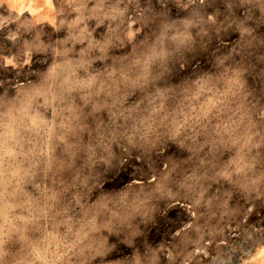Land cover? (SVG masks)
I'll list each match as a JSON object with an SVG mask.
<instances>
[{
  "label": "rangeland",
  "instance_id": "374dc122",
  "mask_svg": "<svg viewBox=\"0 0 264 264\" xmlns=\"http://www.w3.org/2000/svg\"><path fill=\"white\" fill-rule=\"evenodd\" d=\"M14 4L0 0V191L24 205L10 215L27 216L31 200L39 218L26 239H6L3 264H27L46 235L70 248L56 264H210L217 253L241 264L264 245V181L252 190L222 175L241 158L248 176L264 174V0ZM234 74L240 93L197 119V88L223 90ZM238 104L243 124L217 136ZM209 199L231 215L210 219ZM197 247L207 258L188 256Z\"/></svg>",
  "mask_w": 264,
  "mask_h": 264
},
{
  "label": "clouds",
  "instance_id": "9594fccd",
  "mask_svg": "<svg viewBox=\"0 0 264 264\" xmlns=\"http://www.w3.org/2000/svg\"><path fill=\"white\" fill-rule=\"evenodd\" d=\"M25 3V0H15V4L13 7H20L23 6ZM103 4V0H97V4L94 7L92 11H99L101 8V5ZM22 14V13H21ZM178 37L176 35H173L170 39L175 41ZM184 39H189V37L185 36ZM162 45V40H161ZM160 55H164L163 50L161 51ZM147 64L148 61L146 60L144 63V70L147 71ZM184 74H187L185 72ZM243 82L239 80V74H234L232 77H229L225 81V86L223 90L220 88H216L215 85H212L210 87H198L196 90V93L191 97L193 100H198L199 105L196 107H193L191 109V112L196 115L197 119L200 117H207L209 113H212L215 117H219L222 112H224L225 108L227 107V103L230 97H236L240 90L243 88ZM204 96L203 99H200L201 96ZM215 111L213 112V110ZM246 113L241 112V105H237L235 110H232V115L228 117L226 121H222L221 123H218L215 125V131L217 136H227L229 139H232L233 134L236 132L237 128L240 127L241 124H243L245 119ZM233 117H236V119H233ZM251 125V120L249 118V126ZM248 126H246L247 128ZM9 133H2L0 135H8ZM194 139V137H193ZM252 139L251 135H247L245 139L244 145L242 147H245L247 143ZM235 142V141H233ZM7 151L5 142L3 140H0V153H5ZM3 161V155H0V162ZM2 167V165H0ZM252 166L245 164L242 162V158L236 162V167L234 168V171L232 173H222V175L226 179H230L233 174L237 175L241 179L245 180V184L242 185V187H247L248 185L252 186V190H255V187L261 182L264 181V174L256 175V176H248V172L251 171ZM3 177V171H0V178ZM22 179V178H21ZM8 181H5L3 179H0V185H7ZM19 184V181H17V185ZM15 191V189H14ZM159 191V189H158ZM204 193L200 192L197 195L196 200L193 202V204L188 205V208L191 209L195 206L200 205L201 200L203 198ZM5 192L0 191V264H3V258L6 255V252L4 250V243L6 239L10 238L12 234L18 233L20 239H26L24 236L25 228L23 225H26L28 223H31L34 219H38V216L33 215V202L31 200L26 201L25 203L28 204V208L25 210L28 212L27 216L23 215H10V213H13L15 209L17 208H23L24 205L18 204V203H8L7 200L4 199ZM204 207L207 211L210 212V219L212 217H216L217 212H219V220H223L225 217H229L231 215L232 210L228 208V201L225 200L223 204L219 205L217 207L216 211H212V201L211 199L205 200ZM35 211L46 215L43 208H37ZM196 213L193 212L192 216L195 217ZM203 215V213L201 214ZM185 227L192 228V223H187V214L185 215ZM19 225L18 226V223ZM243 222V221H242ZM224 227H228V224L225 223ZM184 228H178L176 230L177 234H179L180 231H183ZM195 231L200 233L199 226H196L194 228ZM222 232V229L220 230ZM209 236L212 235V232L210 231ZM219 234V233H217ZM203 239V233H200L198 235V239L195 242L196 244H199V241ZM212 243L211 240L205 241V247L210 245ZM40 244L42 247L39 246H31L32 251L28 254V260L27 264H56V261H58L61 256L67 254V250H70V248H67L66 245H61L58 239H56L54 236L49 237V235H46L41 241ZM219 245H226V242L221 239L217 241V246ZM61 247L66 248V251L61 252ZM229 248V252L233 251L231 246H227ZM201 255L204 254L205 258H207V254L204 253V248H194L192 252L188 253V256L191 257L192 255ZM230 259V256L222 257L219 253L217 255L212 256L210 260V264H227V260ZM241 264H264V245H260L256 251L252 253V255L248 256L246 259H242Z\"/></svg>",
  "mask_w": 264,
  "mask_h": 264
}]
</instances>
